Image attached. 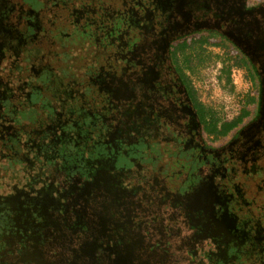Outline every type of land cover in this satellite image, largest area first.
I'll use <instances>...</instances> for the list:
<instances>
[{"label":"rangeland","instance_id":"1","mask_svg":"<svg viewBox=\"0 0 264 264\" xmlns=\"http://www.w3.org/2000/svg\"><path fill=\"white\" fill-rule=\"evenodd\" d=\"M241 1L0 0V206L10 202L15 207L21 201L22 206L37 207L35 192L27 190L28 197L19 198L14 195L18 188L26 185L35 191L36 183L39 200L47 195L46 184L56 182L52 191L67 199V208L79 211L83 204L78 199L99 159L117 145L126 151L118 163L127 179L144 181L142 189L114 194L126 213L143 199L162 206L176 200L182 177L196 170L188 157L176 152L177 146L152 137V120L141 114L135 104L138 95L133 94L139 79L148 85L155 79L160 39L166 42L174 33V43L197 39L207 28L218 29V22L222 28L233 26L224 32L264 65V9L237 17L238 6L230 5ZM263 4L247 0L245 8ZM235 49L229 44H190L185 53L189 63L182 62L185 54L177 59L218 125L252 103L250 120H257L241 134L255 142L244 143V152L237 155L254 164L237 190L242 204L252 201L247 219L263 237L261 243L246 245L243 261L241 251L234 263L264 264V227L257 226L264 217V76L260 74L262 86L256 82L254 89L232 53ZM126 77L130 86L123 82ZM88 215L91 231L97 225L94 213ZM11 217L0 214V253L5 245L21 243L8 231Z\"/></svg>","mask_w":264,"mask_h":264},{"label":"flooded vegetation","instance_id":"2","mask_svg":"<svg viewBox=\"0 0 264 264\" xmlns=\"http://www.w3.org/2000/svg\"><path fill=\"white\" fill-rule=\"evenodd\" d=\"M246 4L247 0H242L230 6H238L237 17L242 12L264 9V4L252 9H246ZM218 25V29L207 28L203 36L213 35L216 46L229 44L238 49V58L244 61L243 67L250 79L253 78L254 89L256 82L262 86L263 62L224 32L233 26L222 28L219 22ZM177 36L174 33L166 42L158 41V61L152 71L155 79L149 85L145 79H139L137 82L141 85L133 94V97L138 95L135 104L141 108V114L152 120V137L177 146L176 152L188 157L196 170L182 177L183 185L177 190L176 200L162 206L152 203V198L143 199L131 214L126 213L123 204L114 200L115 195L140 189L144 181L127 179V173H123L124 168L118 163L126 151L114 145L112 153L105 152L99 159L90 185L82 190L78 200L83 205L79 211L67 208L63 203L67 199L52 191L56 182L50 183L51 186L46 184L47 198L39 200L36 197L42 196L36 183L35 191L26 185L18 188L14 195L18 193L19 198L24 194L28 197L27 190L35 192L37 207L22 206L21 201H17L16 208L10 202L0 206V214H12L14 223L8 224V231L13 233L15 241H21L17 247L4 246L0 264H235L241 251L239 262L243 261L246 245L253 244L254 240L261 243L263 236L247 219V210L254 209L253 203L246 199V204H242L237 190L246 171L252 170L254 164H248L246 157H239L244 152V143L255 142L241 132L257 119L247 122L231 137L214 138L204 133L177 72L176 61L168 53L169 44ZM129 79L124 78V84L130 86ZM216 142L219 144L215 145ZM261 164L262 160L258 161L259 167ZM90 211L97 225L91 231L87 228ZM257 223L264 227V217H259ZM47 228H51L49 233Z\"/></svg>","mask_w":264,"mask_h":264},{"label":"trees","instance_id":"3","mask_svg":"<svg viewBox=\"0 0 264 264\" xmlns=\"http://www.w3.org/2000/svg\"><path fill=\"white\" fill-rule=\"evenodd\" d=\"M250 1V0H248ZM256 2L261 1V0H255ZM214 36L213 35H207L206 37L201 36L196 39L193 38L192 40H184L181 43H174L175 41H172L169 46H168V53L170 57H173L176 61L177 64V72L179 73L180 77L182 78V82L184 84V88L187 90L188 98H190L193 110L196 114V117L199 121V123L202 125V128L204 130V133H207L210 136H213L214 138H227L236 135V133L247 123L250 121V116L252 113V103L251 105H247L242 113L238 115L237 117L233 118L232 120H224L222 121L219 125L217 124V121L212 119V114H210L209 108L204 105L201 101L198 100L196 97L195 90L193 88L192 83L188 79L186 73L184 72L183 68H181L178 64V59H177V54L182 53L185 54L187 48L189 47L190 44H199L202 45L203 43H206L210 46H216L218 43L214 41ZM232 51V50H231ZM236 51V49H235ZM235 56L238 58L240 53L237 52L234 53ZM188 57L185 54V56L182 59V62L189 63L188 62ZM240 59V58H238ZM241 61V60H240ZM244 66V61L240 62ZM189 67V66H187ZM253 77V75H252ZM253 79V78H252ZM136 103V102H135ZM212 142L214 141L211 140ZM99 164V162H98ZM22 259L21 263H24V259Z\"/></svg>","mask_w":264,"mask_h":264}]
</instances>
